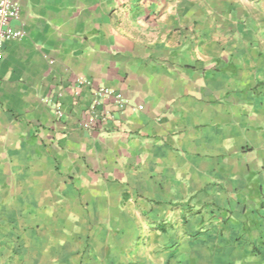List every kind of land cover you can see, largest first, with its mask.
Segmentation results:
<instances>
[{"label":"crops","instance_id":"1","mask_svg":"<svg viewBox=\"0 0 264 264\" xmlns=\"http://www.w3.org/2000/svg\"><path fill=\"white\" fill-rule=\"evenodd\" d=\"M18 3L0 232L20 262L264 264V0ZM100 87L125 105L86 128Z\"/></svg>","mask_w":264,"mask_h":264},{"label":"built area","instance_id":"2","mask_svg":"<svg viewBox=\"0 0 264 264\" xmlns=\"http://www.w3.org/2000/svg\"><path fill=\"white\" fill-rule=\"evenodd\" d=\"M19 17L20 5L18 0H0V61L4 50V44L10 40L21 38L24 35L22 29L15 28L11 24L12 20L18 19ZM105 96H113L121 107L125 105L120 94L115 93L108 87H100L96 92V97L92 106L93 112L91 117L83 122L84 127H92L98 114H96L95 109L103 103L102 98ZM99 114L104 118L113 117L110 111H103Z\"/></svg>","mask_w":264,"mask_h":264},{"label":"rangeland","instance_id":"3","mask_svg":"<svg viewBox=\"0 0 264 264\" xmlns=\"http://www.w3.org/2000/svg\"><path fill=\"white\" fill-rule=\"evenodd\" d=\"M263 7H264V3H263ZM260 18H261V22L263 24L264 23V14H262L260 16ZM244 24L245 23H243V25ZM246 24L248 25V27L251 26L250 22H248ZM9 199H6V201H8ZM7 224H9V226H11V227L13 226V223H8L5 220L4 225L7 226ZM6 233H7L6 231L0 232V264H24V262H20V260L17 257V254L14 252L13 244H15L16 238L13 236V234L8 235V233L7 234ZM36 247H33L32 249H34ZM42 248L43 247H41L40 249H42ZM48 249L52 250V248H48ZM47 253H45L44 256H46L48 258L53 254V253L50 254V252H47ZM34 254L35 253H32V255H34ZM48 263H50V262H48ZM43 264H47V263H43ZM53 264H61V262L58 261L57 263H53ZM211 264H214V263H211Z\"/></svg>","mask_w":264,"mask_h":264}]
</instances>
